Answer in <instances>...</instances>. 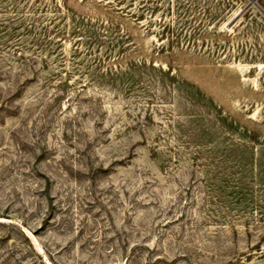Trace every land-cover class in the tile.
Returning <instances> with one entry per match:
<instances>
[{
    "label": "rangeland",
    "instance_id": "rangeland-1",
    "mask_svg": "<svg viewBox=\"0 0 264 264\" xmlns=\"http://www.w3.org/2000/svg\"><path fill=\"white\" fill-rule=\"evenodd\" d=\"M0 264H264L254 0H0Z\"/></svg>",
    "mask_w": 264,
    "mask_h": 264
},
{
    "label": "water",
    "instance_id": "water-1",
    "mask_svg": "<svg viewBox=\"0 0 264 264\" xmlns=\"http://www.w3.org/2000/svg\"><path fill=\"white\" fill-rule=\"evenodd\" d=\"M255 5L260 9V11L264 14V10L258 5L257 0H254Z\"/></svg>",
    "mask_w": 264,
    "mask_h": 264
}]
</instances>
